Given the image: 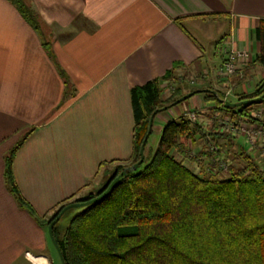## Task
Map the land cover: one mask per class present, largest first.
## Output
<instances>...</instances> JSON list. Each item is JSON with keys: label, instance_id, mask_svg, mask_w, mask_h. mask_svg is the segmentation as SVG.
<instances>
[{"label": "crops", "instance_id": "0c3cea01", "mask_svg": "<svg viewBox=\"0 0 264 264\" xmlns=\"http://www.w3.org/2000/svg\"><path fill=\"white\" fill-rule=\"evenodd\" d=\"M28 2L45 32L0 0V264H52L47 227L36 218L101 189L110 167L130 162L135 87L158 80L168 100L177 79L187 76L238 102L264 84V67L254 63L264 0ZM231 49L247 50L252 63L227 79L222 71ZM171 82L174 91L164 94ZM212 104L195 94L157 114L153 126L161 137L167 123L189 111L210 119ZM202 120L205 127L211 122ZM229 134L232 144H221L252 154L251 146H241V140L249 144L243 135ZM194 139L181 140L186 151ZM14 149L13 177L34 214L18 205L6 183ZM177 158L197 169L189 155Z\"/></svg>", "mask_w": 264, "mask_h": 264}, {"label": "trees", "instance_id": "16d2710c", "mask_svg": "<svg viewBox=\"0 0 264 264\" xmlns=\"http://www.w3.org/2000/svg\"><path fill=\"white\" fill-rule=\"evenodd\" d=\"M7 1L36 31H41L42 22L29 0ZM255 35L260 52L254 63L264 67V20ZM44 46L50 52V44ZM207 89L216 91L218 97L203 88L188 93L205 94V100L216 106L215 111L229 115L236 123L241 116L249 124L254 123L250 111L264 104L263 99L255 104L225 108L220 102L226 100L225 94L213 87ZM161 92L158 80L132 90L135 129L129 167L141 158V146L152 115L178 105V90L168 100L162 99ZM263 95L264 84L238 101ZM260 124L264 126V122ZM205 131L214 142L227 140L230 145L233 142L229 133L220 132L216 120L207 127L200 122L193 124L185 117L170 121L164 126L150 160L144 157L136 171L127 172L108 195L88 205L66 228H60L59 220L53 234L65 264H264V169L251 163L247 170L232 171L225 179L194 173L176 154L186 158L188 153L181 140ZM148 141L149 138L146 146ZM16 149L6 160V183L18 205L34 214L13 177ZM200 155L212 160L207 148ZM125 168L119 166L114 178ZM65 204L49 219L35 216L36 221L48 228Z\"/></svg>", "mask_w": 264, "mask_h": 264}, {"label": "rangeland", "instance_id": "374dc122", "mask_svg": "<svg viewBox=\"0 0 264 264\" xmlns=\"http://www.w3.org/2000/svg\"><path fill=\"white\" fill-rule=\"evenodd\" d=\"M44 26L45 25L42 24L43 29H44ZM44 32H45V29H44ZM193 80H194L193 78H190L187 76H182V77H179L177 79L176 86H177V88H179L178 91L181 92V93H179L180 98L183 97L182 95H184V96L187 95L188 91H190L191 89L203 88V89L207 90L208 85L206 86V85L202 84V82H200V81H193ZM162 88H163L164 94H167L169 92V89L174 91L173 88H175V87H174L173 82H171ZM260 97H258V98H260ZM228 101L235 103L236 99L233 97H230ZM211 106L212 107H210V109H209V113L211 114L210 119L209 118L207 119L206 116L202 115L201 120L202 119H204V120H202L201 122L209 123V121L212 122L214 120L213 114H214V111H215L214 109L216 108V106H214L213 104ZM193 107H194V105H192L191 108H193ZM261 110L264 111V104H261L257 107H254L250 112H252V111H255V112L259 111L260 112ZM154 125H156V123ZM156 127L157 126H153L152 134L150 135L148 144L145 148L144 155H145L146 160H150L153 157L154 152L159 145L160 135L158 134ZM220 132L222 133V131H220ZM206 136H208V131H205V133L202 132L201 135H197V139L192 140L193 141L192 147H189L187 149V150H189V149L190 150L192 149V150L186 151L188 153V155L190 156V161L192 163H195V165H197V169H194V170H195V173H197L198 175H201L204 177L215 176L216 178L219 175L218 179H225V178L230 177L232 171L234 172V171H238V170H242V169L247 170V167L248 166L250 167L251 163L256 164L253 166L264 169V158H262V156H261L262 153L264 154V151H262L261 150L262 148L258 145L259 141L254 146V149L251 148V151H252L251 155L249 154V152H247V153L244 151L242 152L240 149H238L237 154H235L233 152V148L228 146V144H221L220 143L221 140L218 142H214L213 138L211 139L209 136L207 138ZM260 142L263 143V140L260 139ZM195 145H197V147H198L197 150L194 149ZM211 146L216 147L217 150L213 151V152H209V154H211V159H212L211 161H209L205 156H201L200 153L204 148H209V149L212 148ZM241 146L242 147L244 146L246 148L245 150L250 151V145L249 144L247 145L246 143L242 142V140H241ZM178 155L179 154H176V157ZM219 158L225 164H227L226 169L223 170V168H225L226 165H225V167H223L219 164V161H218ZM195 165H193V166L190 165V166L194 167ZM119 166L129 167L127 164H122V165H117V166L115 165V166L110 167V170L108 171V175L106 176V179H105V184L103 185V187L101 189L85 192L79 196H75L73 199L69 200L65 204L66 206L62 209L60 214L57 216V217L61 216L60 217L61 219L58 223L60 228H62V229L66 228L69 225L72 218L74 216H76L77 214H79L80 212H83L88 205L82 206V207H70L68 210L63 212L64 209L69 207V206L75 205V204H78V205L84 204V203H87L91 200L98 198L100 196V195L97 196L98 193L104 191L106 189V187L108 186V184L110 186V184L114 181V180L112 181V179L117 174V168ZM221 167H223V168H221ZM219 173H222V174H219ZM91 196H94L95 198L93 197V199H91L89 201L88 200L85 201L87 198H89ZM58 209H60V207ZM58 209H55L54 212L50 216L47 217V219H49L52 215H54L58 211ZM47 232H48V228H47ZM48 234H49V232H48ZM50 251H51V257H52V264H63V262L61 261V258L59 256V254L57 253V250H56L55 246L53 245V243H51V245H50Z\"/></svg>", "mask_w": 264, "mask_h": 264}, {"label": "built area", "instance_id": "2783aa9c", "mask_svg": "<svg viewBox=\"0 0 264 264\" xmlns=\"http://www.w3.org/2000/svg\"><path fill=\"white\" fill-rule=\"evenodd\" d=\"M251 60V54L247 50L231 49L226 61L223 64V76L229 79L230 77L241 73V70L244 66L252 63ZM201 115L202 113L199 111H189L186 114V118L194 124L199 122ZM250 115L252 116L253 120H256L254 123L250 124L243 116L239 117L238 123H236L229 115H226L225 113L218 110L214 111L213 119L216 120L222 132L231 134L238 133L239 135H243L253 149L259 141L258 145L262 148L261 150L264 151V126L260 124V122H264V111H252ZM260 139L263 140V143L260 142ZM216 150V147H212L210 149L207 148V151L209 152ZM261 156L264 158L263 153ZM218 161L221 166L225 167L226 165L225 168L221 167L223 170L227 168V164L220 160V158Z\"/></svg>", "mask_w": 264, "mask_h": 264}, {"label": "water", "instance_id": "95a60500", "mask_svg": "<svg viewBox=\"0 0 264 264\" xmlns=\"http://www.w3.org/2000/svg\"><path fill=\"white\" fill-rule=\"evenodd\" d=\"M205 92H212V93H214V94L218 97V94H217L216 91H213V90H209V89H207V90H205ZM195 94H197V92H191V93H189V94L183 96L182 98H180V99L177 100L176 104H180V103H182V102H185L186 100H188L189 98H191V97H192L193 95H195ZM263 99H264V96H261L260 98H254V99H249V100H244V101H238V102H235V103L229 102V101H227V100H220V102L224 105L225 108H238V107H240V106H242V105H249V104L259 103V102H261ZM163 110H166V108H164ZM156 113H157V112H155V113L152 115L151 119H150L149 131H148V134H147V136H146V138H145V140H144V142H143V144H142V146H141V150H140V156H141L140 160H139L137 163H135L134 165L125 168V169H124V170H123V171H122V172H121V173H120V174L114 179V181L110 184V186L107 188V190H106L102 195H100L98 198H96V199H94V200H91V201H89V202H87V203H84V204H80V205L75 204V205L69 206V207L65 208L63 212H65L66 210H68L70 207H82V206L90 205V204H92V203H94V202H96V201H98V200L104 198V197H105L106 195H108V193L112 190V188L114 187V185H115V184H116V183H117V182H118L123 176H125V175L127 174V172H130V171H136V170H137V169L143 164V162H144V157H145L144 153H145L146 142H147L148 138L150 137V134H151V131H152V128H153V121H154V118H155V116H156ZM60 217H61V216L57 217V218H56V219H55V220L49 225V227H48V232H49V237H50V239H51L53 245L55 246V248H56V250H57V252H58V254H59L60 258H61V261L63 262V264H65L64 259H63L62 252H61V250L59 249V246H58V244H57V242H56V240H55V238H54V234H53V228H54L55 224L60 220Z\"/></svg>", "mask_w": 264, "mask_h": 264}]
</instances>
